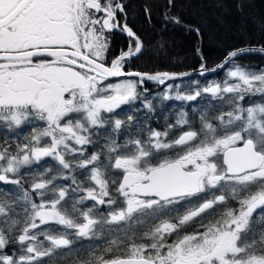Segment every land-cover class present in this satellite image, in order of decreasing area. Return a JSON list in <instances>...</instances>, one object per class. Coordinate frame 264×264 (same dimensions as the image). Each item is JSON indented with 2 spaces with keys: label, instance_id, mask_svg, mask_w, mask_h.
<instances>
[{
  "label": "snow or ice",
  "instance_id": "obj_1",
  "mask_svg": "<svg viewBox=\"0 0 264 264\" xmlns=\"http://www.w3.org/2000/svg\"><path fill=\"white\" fill-rule=\"evenodd\" d=\"M125 7L0 0V128L30 127L14 150L0 144V264H50L60 250L84 248L79 264H264V69L239 63L264 45L232 49L213 69L202 63L200 75L230 66L222 81L182 89L167 82L189 72L128 70L145 45L121 22ZM114 31L129 44L109 61ZM149 81L165 86L162 101L207 103L191 116L181 108L163 131L134 128V115L119 116L138 102L155 111ZM90 145L101 150L88 154ZM45 158L59 167L29 173L25 187L21 169ZM58 179L83 195L70 197Z\"/></svg>",
  "mask_w": 264,
  "mask_h": 264
},
{
  "label": "trees",
  "instance_id": "obj_2",
  "mask_svg": "<svg viewBox=\"0 0 264 264\" xmlns=\"http://www.w3.org/2000/svg\"><path fill=\"white\" fill-rule=\"evenodd\" d=\"M125 6L127 9L126 23L138 34L145 45L144 54L139 59H134L128 70L181 72L200 68L202 63L206 66L215 65L235 48L246 45H264V0H174V6L171 7L168 0H126ZM166 14L179 17L182 24L177 25L170 22L165 18ZM196 28L200 29L199 35L194 30ZM114 37H117L121 42V49L117 52L119 54L121 50L127 49L129 38L126 34L119 32L111 34V40H114ZM197 50L203 54V60ZM239 63L248 65L254 70L264 69V55L241 56ZM229 66L227 65L224 69L211 75L196 74L184 77L182 81L167 83L181 84L182 89L191 81H198L200 86H205L213 80L219 82L225 79ZM144 87L149 90L148 97L152 100L155 111L148 112L139 107L138 102L136 106H133L132 111L128 110V106H124V111L119 116L120 119L126 120L127 115H134L136 117V121L133 122L134 128L136 123H140L145 127L150 126L163 131L166 124L175 123V114L181 108L188 111L191 116L193 105L200 107L207 103V99H198L190 103L175 100L162 101L161 96L166 91L164 85L149 81L145 83ZM252 99L260 102V97ZM213 103L217 102L213 101ZM138 107L139 110H135ZM198 126L197 123L196 127ZM17 131L22 135L0 128V144L7 140L12 145L10 150H14L16 142L18 140L23 142V136L29 134L30 127H24ZM124 139L125 135L121 133L117 142L122 143ZM100 143L102 145L104 140L101 139ZM99 150L101 149L97 145H90L87 149L88 154ZM44 167L56 168L59 166L51 158H45L39 164L21 169L25 187L28 186L32 178L29 173L42 172ZM53 174L55 173H49V175ZM75 175L78 181L84 179L79 174V170ZM55 183L60 186H70V197L83 195V193H72L71 188H74L75 185H72L71 179L67 181L58 179ZM85 186H88L87 182H85ZM2 187L13 188L12 185H2ZM2 195L0 193V196ZM93 203L87 201L80 207L87 208ZM99 211L106 214L107 208L101 206ZM255 227L259 231L260 225L257 224ZM187 230L191 232L194 229L188 228ZM47 243L45 242L46 246ZM88 243L87 240L81 241L74 247L79 248L81 244L87 245ZM96 243L103 245L102 241H96ZM60 251L64 254L50 258V264H79L80 260L86 259L88 256L86 248L81 249L79 253L69 254L67 250Z\"/></svg>",
  "mask_w": 264,
  "mask_h": 264
},
{
  "label": "flooded vegetation",
  "instance_id": "obj_3",
  "mask_svg": "<svg viewBox=\"0 0 264 264\" xmlns=\"http://www.w3.org/2000/svg\"><path fill=\"white\" fill-rule=\"evenodd\" d=\"M122 21V18H121ZM123 23V22H122ZM119 31H114L112 34H118ZM121 33V32H119ZM124 34V33H122ZM114 45V49L112 50V46ZM121 49V42L119 41V39L117 37H114V40H111L110 43V50H109V54H108V58L109 61L114 58L115 56L119 55L117 52ZM127 50V49H125Z\"/></svg>",
  "mask_w": 264,
  "mask_h": 264
},
{
  "label": "water",
  "instance_id": "obj_4",
  "mask_svg": "<svg viewBox=\"0 0 264 264\" xmlns=\"http://www.w3.org/2000/svg\"><path fill=\"white\" fill-rule=\"evenodd\" d=\"M138 35V34H137ZM254 46H259V45H254ZM244 47V46H243ZM240 48V47H239ZM225 58V57H224ZM224 58L219 62V63H217V64H215V65H212V66H206L208 69H213V68H216V66L218 65V64H220L223 60H224ZM227 66V65H226ZM225 66V67H226ZM200 70H201V67L200 68H195V69H191V70H185V71H181V72H177V73H183V72H189V73H191V75H196V74H200ZM220 70H222V69H217L215 72H219ZM134 71H141V70H134ZM141 72H145V71H141ZM168 72H176V71H168ZM215 72H207V73H205L204 75H211V74H213V73H215ZM150 73H154V72H150ZM190 75V76H191ZM187 77V76H186Z\"/></svg>",
  "mask_w": 264,
  "mask_h": 264
},
{
  "label": "rangeland",
  "instance_id": "obj_5",
  "mask_svg": "<svg viewBox=\"0 0 264 264\" xmlns=\"http://www.w3.org/2000/svg\"><path fill=\"white\" fill-rule=\"evenodd\" d=\"M124 4H125V3H124ZM125 12H127V9H126V7H125ZM122 17H124V16H122ZM122 17H121V18H122ZM43 227H44V226H43Z\"/></svg>",
  "mask_w": 264,
  "mask_h": 264
}]
</instances>
